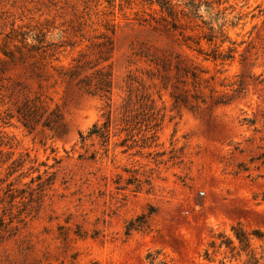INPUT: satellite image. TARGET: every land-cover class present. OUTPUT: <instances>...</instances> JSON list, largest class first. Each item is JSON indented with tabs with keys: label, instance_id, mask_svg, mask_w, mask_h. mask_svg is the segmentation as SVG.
I'll list each match as a JSON object with an SVG mask.
<instances>
[{
	"label": "rangeland",
	"instance_id": "374dc122",
	"mask_svg": "<svg viewBox=\"0 0 264 264\" xmlns=\"http://www.w3.org/2000/svg\"><path fill=\"white\" fill-rule=\"evenodd\" d=\"M107 1L4 0L0 6V48L11 21L30 33L47 23L46 39L63 45L48 66L68 68L77 57L112 76L108 104L57 76L40 88L27 65H0V216L5 212L7 223L0 264H243L245 254L234 257L209 242L218 241L217 233L231 236L239 224L263 233L251 241L256 253L264 246V0L202 6L207 21L216 12L225 21L221 49L235 50L224 64L177 46L178 35L151 19L158 17L154 6ZM104 35L111 44L102 45ZM176 53L212 77L204 94L230 100L173 106V71L163 63ZM38 94L58 106L63 132L28 131L15 116L1 122ZM144 108L158 123L154 138L145 139L152 131L130 122ZM108 115L107 142L95 135L81 142L80 134ZM13 159L22 166L8 175ZM48 177L51 184L39 192L37 183ZM130 221L138 226L127 234Z\"/></svg>",
	"mask_w": 264,
	"mask_h": 264
},
{
	"label": "trees",
	"instance_id": "16d2710c",
	"mask_svg": "<svg viewBox=\"0 0 264 264\" xmlns=\"http://www.w3.org/2000/svg\"><path fill=\"white\" fill-rule=\"evenodd\" d=\"M4 0H0V6ZM111 4V1H107ZM143 4L149 7H155L154 15H150L151 19L155 22L161 23V25L167 30L178 35L177 46L184 48L190 52H194L196 56L202 57L203 61H211L213 63L219 62L224 64L226 61L233 59V52L235 48H228L222 50L221 46L224 42L228 41V37L225 35L224 26L225 21L221 23L219 12L213 14L212 18L208 21L204 19L200 13L202 6L206 10H212L213 5H220L221 0H141ZM14 6L13 4L10 5ZM2 8V7H1ZM6 12V11H1ZM223 18V17H221ZM39 23V22H38ZM37 23V24H38ZM10 32L5 34L4 42L0 48L4 58L0 59V65L5 63H20L27 65L30 69L31 76L37 79L38 86L41 88L42 81H49L54 76L62 79L63 81L73 83L78 88L84 90L91 95H99L110 102V94L112 88V76L109 71H105L102 68H95L98 63H86L81 58H73V64L68 67H57L49 65V59L58 53V49L63 46L61 43L54 41H48L46 34L49 32V25L46 23V27L39 23L36 33H30L31 31L20 30L21 26H15V21L10 23ZM56 26H51V28ZM65 32V30L63 31ZM11 33H14L11 35ZM106 40L102 43L103 46L111 44L110 36L104 35ZM18 42L14 43V42ZM12 44L13 49L9 48V44ZM203 44L210 46L208 49L203 47ZM105 59V58H103ZM49 68L56 72V75L49 71ZM95 68V69H94ZM164 70L173 71V81L170 84L171 91L170 96L172 98L173 106L184 105L189 109L198 107L200 103H207L208 99H213L216 103H226L230 98H225L224 95L215 96L211 90L208 95L203 93V89L207 88L206 83L211 78H204L203 74L207 72L200 64L195 62L193 58H190L186 53H176L173 56V61L169 64L163 63ZM92 70L90 74L86 72ZM165 80L168 78H164ZM187 85L190 87L188 88ZM41 94L35 95L33 98L25 97L20 104L16 105L15 115L7 114L2 117L1 122L3 124L9 123V119L13 116L17 121L28 131H33L37 127L46 128L48 130L55 131L56 133L63 132L65 130V123L63 115L60 113L58 106L53 108L41 97ZM130 98L126 100V103ZM146 109L133 113L130 122H134V125L140 124L145 126L146 131H152L151 135L146 137L154 138L158 123L155 120L154 112ZM154 121V122H153ZM153 122V123H152ZM109 115L107 121L103 122L101 126L93 124L87 131L86 135L80 134L81 142L86 137L95 135L107 142L109 135ZM3 135H0V145L3 144ZM1 154V151H0ZM6 160L8 154L6 156ZM22 166V161L13 159L9 166L8 175L16 171L17 167ZM37 180L41 179V175L38 174ZM51 184L50 177L44 181L37 183V190L40 192L45 186ZM12 184L9 183L8 187ZM10 190V189H8ZM2 201V200H0ZM4 210V209H3ZM5 212L0 216V232L4 231L7 223L4 222L3 216ZM150 214V212H148ZM146 217L142 214L136 218V220L142 222ZM11 222V219L8 223ZM138 225L134 224V221H130L126 226V232H130L131 229H135ZM231 236H226L223 233L216 234V240H211L209 246L215 249L221 247L227 248L231 254L240 256L245 254L246 259L243 264H264V246L261 252L258 254L252 247L251 241L254 238L262 240L263 233L259 229H252L250 231L245 230L236 224L231 227ZM1 237V235H0ZM206 258H209V252L204 250Z\"/></svg>",
	"mask_w": 264,
	"mask_h": 264
},
{
	"label": "built area",
	"instance_id": "2783aa9c",
	"mask_svg": "<svg viewBox=\"0 0 264 264\" xmlns=\"http://www.w3.org/2000/svg\"><path fill=\"white\" fill-rule=\"evenodd\" d=\"M199 193H200V195H203V194H204V192H203V191H200Z\"/></svg>",
	"mask_w": 264,
	"mask_h": 264
}]
</instances>
